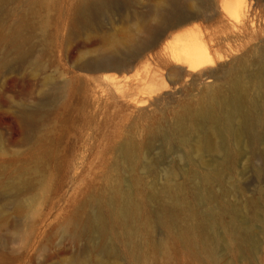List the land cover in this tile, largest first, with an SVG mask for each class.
Returning a JSON list of instances; mask_svg holds the SVG:
<instances>
[{
  "label": "bare ground",
  "instance_id": "6f19581e",
  "mask_svg": "<svg viewBox=\"0 0 264 264\" xmlns=\"http://www.w3.org/2000/svg\"><path fill=\"white\" fill-rule=\"evenodd\" d=\"M146 1L0 0V44L8 47L0 57V71L21 69L27 64L39 75L45 72L40 57L49 51L36 49L33 38L37 33L46 45L63 33L65 42L92 29L102 32L109 23L104 18L115 15V21L124 25V33L120 37L103 35L106 40L103 46L93 54L81 55L75 68L94 73L123 71L133 67L148 51L155 50L152 55L156 65L165 69V79L162 74L145 69L146 78L133 105L139 109L138 118L147 117V121L143 125L135 121L127 129L128 134L119 143L106 173L104 192L89 199L90 213L81 222L72 220L66 225L72 239L92 236V259L87 253L64 264H122L119 260L123 250L120 251L119 245L126 248L128 255L135 252L139 256L142 250L136 247L135 236L144 232L152 237L156 227L165 230L159 245L165 247L167 234L174 229L170 234L175 239L210 255L201 239L204 226L221 221L226 207L220 205L206 215L198 214L185 195V188L192 186L188 174H178L175 167L167 165L163 167L168 168L165 176L157 184L154 163L141 150L149 151L151 140L159 139L169 150L183 152L184 157L180 158V153L175 157L191 161L185 163L188 166L185 168H211L206 154L219 153L217 166L209 169L213 171L195 173L208 184L221 182L224 168H233L230 163L238 153L243 151L254 157L256 149L251 144L255 141L264 144V37L261 38L264 0ZM60 2L67 4L64 9L68 22L63 33L58 26L50 30L52 8ZM12 3L22 9L20 18L10 24ZM39 84L54 97L38 100L31 108H24L25 105L19 108V119L26 127L36 122L39 108L47 101L53 102L66 86L64 81L56 82L48 75L40 77ZM113 85L117 92H123V86L114 82ZM167 86L171 89L161 93ZM191 90L196 92L193 94ZM172 98L174 101L166 110L157 109L148 115L150 110L141 109L146 104L157 106ZM33 146L29 150L31 156L41 150L39 145ZM175 146L178 147L174 150ZM260 150L264 158V146ZM138 168L143 169L140 174L136 173ZM259 169L264 175L263 164ZM24 170L25 166L16 170L18 188L29 184L23 178ZM126 171L128 174L122 175ZM4 172L7 171L2 168ZM197 190L201 199L212 201L208 189L197 187ZM262 195L264 198V192ZM148 202L155 203L152 212L146 208ZM18 205L23 207L22 203ZM229 234L234 241L243 240L238 229Z\"/></svg>",
  "mask_w": 264,
  "mask_h": 264
},
{
  "label": "rangeland",
  "instance_id": "374dc122",
  "mask_svg": "<svg viewBox=\"0 0 264 264\" xmlns=\"http://www.w3.org/2000/svg\"><path fill=\"white\" fill-rule=\"evenodd\" d=\"M66 6L60 2L52 8L50 30L58 26L61 33L64 32L68 22ZM21 9L17 4H11L8 23L20 18ZM116 17L104 18L109 23L102 32L92 29L86 35L80 34L65 42L63 33L51 45L44 44L37 33L33 38L36 49L49 51L40 57L45 72L41 71L39 75L27 64L16 69L24 68L22 71L17 72L14 68L11 69L14 71H0V264H64L72 257L87 253L92 259V236L72 239L66 225L69 226L72 220L81 222L90 213L89 199L104 192L106 173L119 143L128 134L127 129L135 121L141 125L147 121V117L138 118L139 109L133 105L139 97L146 70L162 74L165 79V69L156 65L152 55L155 50L148 51L133 67L123 71L94 73L75 68L81 55L93 54L103 46L106 41L103 35L120 37L124 33V25L116 22ZM259 25L263 26L261 21ZM7 48L0 44V57ZM44 75L51 76L56 82L64 81L66 86L56 94L53 102L47 101L39 108L36 122L26 127L19 119V108L22 105L31 108L38 100L53 96L39 84ZM113 82L124 87L122 93L115 90ZM169 87L160 92L170 90ZM173 98L154 107L146 104L141 109L150 110L148 115L157 109L166 110L172 105ZM33 145H39L41 150L31 156L29 150ZM150 145L149 151L142 149L141 153L153 161L157 184L168 169L163 167L172 165L178 174H188L192 186L185 188V195L198 214L206 215L220 205H224L226 211L221 221L206 223L208 220H204L201 239L210 255L175 239L170 234L174 229L169 230L165 247L159 245L165 230L156 227L152 237L144 232L135 236V245L142 250L139 256L135 252L128 255L126 248L119 245L120 251L123 250L119 261L122 264H264V178L258 171L264 165L263 154H260L264 144L252 143L255 155L260 154L258 157L243 151L238 153L230 163L233 168H224L221 182L208 184L195 173L213 171L209 169L217 166L219 153L206 154L211 168H185L188 167L185 163L191 164V161L175 157L177 153L182 154L180 158L184 157L183 152L169 150L159 139L151 140ZM244 146L247 148V144ZM20 166H25L23 178L29 184L18 188L15 174ZM2 168L7 172L2 173ZM142 170L138 168L136 173L140 174ZM127 174V171L122 172V175ZM197 187L208 189L212 201L201 199ZM21 203L23 207L18 205ZM146 204L151 212L156 207L153 202ZM234 228L243 233L242 241H234L230 236Z\"/></svg>",
  "mask_w": 264,
  "mask_h": 264
}]
</instances>
